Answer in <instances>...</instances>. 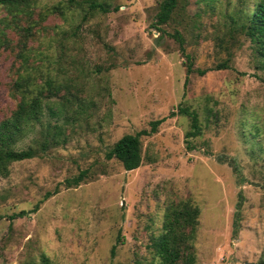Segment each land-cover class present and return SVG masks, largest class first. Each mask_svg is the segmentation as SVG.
Returning a JSON list of instances; mask_svg holds the SVG:
<instances>
[{
    "label": "rangeland",
    "instance_id": "rangeland-1",
    "mask_svg": "<svg viewBox=\"0 0 264 264\" xmlns=\"http://www.w3.org/2000/svg\"><path fill=\"white\" fill-rule=\"evenodd\" d=\"M35 1L42 9L68 0ZM77 1L70 14L42 22L52 40L48 49L43 40L40 52L45 75L75 77L82 111L70 116L58 142L0 177V264H39L41 256L54 264H155L150 237L180 200L199 211L195 264H258L264 71L239 21L258 0H245L243 10L233 0H176L161 32L150 25L160 0H91L104 13ZM62 36L64 46L56 49ZM11 62L0 49V120L14 108ZM222 63L226 68H217ZM54 101L44 103L43 133L47 123H62L49 114ZM179 107L196 113L198 135L185 137L190 123ZM159 119L155 133L140 137L138 168L124 171L105 158L123 135L148 131ZM40 131L34 125L17 149L37 146ZM81 171L85 180L65 188L64 180Z\"/></svg>",
    "mask_w": 264,
    "mask_h": 264
},
{
    "label": "trees",
    "instance_id": "trees-1",
    "mask_svg": "<svg viewBox=\"0 0 264 264\" xmlns=\"http://www.w3.org/2000/svg\"><path fill=\"white\" fill-rule=\"evenodd\" d=\"M87 1V2H86ZM89 10L104 8L96 5L94 1L86 0ZM231 1V0H226ZM243 10L245 0H233ZM81 2V1H80ZM79 6V1L68 0L63 7H44L37 9L35 0H0V49H5L12 56L9 65L10 85L8 93L14 100V108L10 115L0 120V177H6L12 163L30 160L43 153L48 143L60 140L64 125L69 123L70 116L82 111L83 99L79 96L80 87L72 73L54 74L49 77L42 70V61L46 59L40 52L42 41L48 40V49L51 38L45 35L46 27L42 22L49 15L61 16L70 14L73 7ZM154 21L150 24L156 31L161 32L160 26L170 20L176 7V0H160ZM63 9L64 11H62ZM240 27L243 36L252 47V52L259 68L264 71V0L254 2L249 12L239 15ZM11 35V37H10ZM14 36V39L12 38ZM172 37L181 42L177 32ZM65 39L57 42L56 49H62ZM32 43H36L35 46ZM183 52V49H181ZM42 56V58H41ZM186 60V75L191 72L190 57L184 54ZM217 68H226L225 64ZM200 75L203 71L198 72ZM50 99L55 100L48 107L49 114L61 116V124L47 123L45 132H42V111L44 103ZM179 115L187 116L190 130L185 137H194L199 133L197 115L187 108H178ZM173 116V113L170 114ZM162 119L149 123L148 131L141 130L132 135H123L115 141L105 153L106 159L116 160L124 171L138 168L141 161L140 137L149 136L156 131ZM40 125V142L37 146L27 145L17 149V144L22 141L27 132L34 126ZM44 129V127H43ZM51 129V131L49 130ZM62 140L61 142H63ZM86 171H81L70 179H65V188L75 187L85 180ZM48 194L45 198H47ZM37 209L35 205L31 212ZM23 213H18V216ZM198 208L189 200H180L169 205L163 215L158 233L150 237L148 248L153 254L155 264H195L194 252L195 234L198 225ZM115 247L110 248L113 255ZM39 264H54L48 258L41 256ZM258 264H264V258Z\"/></svg>",
    "mask_w": 264,
    "mask_h": 264
}]
</instances>
